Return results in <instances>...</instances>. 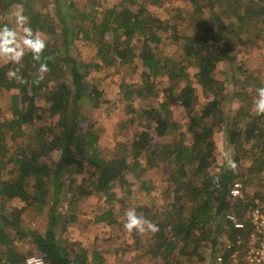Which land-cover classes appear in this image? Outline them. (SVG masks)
I'll return each mask as SVG.
<instances>
[{
    "label": "trees",
    "instance_id": "trees-1",
    "mask_svg": "<svg viewBox=\"0 0 264 264\" xmlns=\"http://www.w3.org/2000/svg\"><path fill=\"white\" fill-rule=\"evenodd\" d=\"M167 1L117 0L103 6L102 0H0V25L12 26L11 9L21 4L30 26L47 40L39 62L31 54L21 65L0 62V91L12 90L9 113L0 107V264H24L32 253L46 264H106L111 249L99 245L105 238L85 244L62 238L61 232L91 195L102 205L90 220L121 231L125 204L118 208L123 198L116 187L130 196L134 180L150 200L129 208L159 231H133L130 241L120 240L122 252L134 250L135 258L153 264H213L226 240L230 250L242 248L236 236L246 230L234 228L224 214L241 217L250 201L262 196L244 200L232 197L229 188L236 179L264 180V115L252 112L255 90L264 82L235 62L232 50L245 34L264 37V0H175L174 12L161 16L155 10ZM76 41L92 48L94 58L75 55ZM135 59L141 66L138 79L120 80L117 92L131 115L119 128L135 125L136 130L106 157L89 113L100 106L108 110L114 102L104 98L101 78L90 72ZM41 62L50 71L37 85ZM221 63L230 64L231 73L217 69ZM16 67L27 83L7 76ZM161 80L166 83L158 87ZM195 82L204 97L199 108ZM135 99L144 105L138 108ZM173 102L184 110L186 122L174 116ZM216 129L225 133L235 172L216 161ZM161 162L169 172L168 184L159 190L144 173ZM13 199L19 203H10ZM25 214L44 218L43 227L26 224Z\"/></svg>",
    "mask_w": 264,
    "mask_h": 264
},
{
    "label": "rangeland",
    "instance_id": "rangeland-1",
    "mask_svg": "<svg viewBox=\"0 0 264 264\" xmlns=\"http://www.w3.org/2000/svg\"><path fill=\"white\" fill-rule=\"evenodd\" d=\"M46 1L52 3V0ZM60 1L63 4L66 0ZM116 1L117 0H102V3L103 6H108L112 3H115ZM16 5L18 4H14L11 9L10 18H12L11 14L15 11ZM179 5L183 8H187L188 3L179 2ZM175 6H177V2L175 0H168L166 3L163 4L160 9H157L155 11L158 12L159 15L165 16L173 13ZM71 50L75 55L79 54V56L85 60H90L93 57L92 48L90 49L88 46H85L81 41H76L72 45ZM232 51L236 56L235 62L242 61L252 73H259L262 78V81L264 82V37L262 35L255 33L245 34L242 37L241 44L234 46ZM221 68H224V70L228 73H231V71L233 70L232 66H230V64L228 63H221L217 66V69ZM140 69L141 66L139 60L135 59L134 62L131 64L109 66L106 68H102L101 71L92 70L90 72L93 76H98L99 78H101V84L104 88V98H107L110 101L114 102V105L112 103V105L109 106L110 109L108 110H105L103 106H100L95 109H92L89 113L90 118L94 121L95 127L99 128L101 132L99 146L102 152L106 155V157L112 156L113 153L117 151V148L120 149L119 143L129 140L131 138V134L136 130L135 125H128L125 128H119L121 120H123L124 118H129L131 115L125 114L123 108L124 102L119 100L117 90L118 82L120 80H137ZM189 69L192 70V67L190 66ZM165 83L166 82L164 80L157 82L158 87L165 85ZM194 85L196 87L197 94L196 107L199 108L204 102V97L202 95L200 85L197 82H195ZM226 89H232V84L230 81L226 82ZM11 92L12 90L0 91V107L4 109L5 114L9 113V96ZM144 102L145 101L141 99H135L134 101L135 105L138 108L139 106L144 105ZM172 107L174 111V116H176L182 122H186L187 117L184 110L176 102L172 103ZM213 138L215 143L214 154L216 157V161L218 163H221V146H223L225 150L229 151L230 155L232 153V149L226 141L225 133L223 130L216 129L214 131ZM168 172L169 170L167 164L161 162L154 168L148 169L144 173V175L153 179L157 183L160 190L163 185L168 184L167 180H165L168 175ZM239 181L242 183V192L244 200H246L247 196H251L252 194H262L263 196L264 180H257L249 184H243L241 180ZM131 187L132 193L130 196H124L122 194V188L119 186L116 187L120 198H123L122 200L117 201V206H119L118 208H120L121 205L125 204L124 207L121 208L125 211L130 206L135 207L138 204H143V202L150 200V198L146 196L142 190L138 189L135 180L132 182ZM160 198L161 195L158 194V196L153 201L158 203L160 201ZM10 203H19V200L13 199L10 200ZM101 205L102 202L97 198V196L91 195L89 197H86L80 204L78 218L73 223L69 224L63 230V232H61L62 238L66 237L71 240L79 239L85 244H90L95 239L105 238L100 241L99 245L101 247L111 249L109 252L106 253V264H153L154 260L150 261L145 257H140L139 259L135 258L134 256L136 254V251L134 250L122 252V248L124 245L123 242H120V240L125 239L130 241L131 236V234H128L124 230V228L119 231L118 229L112 227L110 228L109 226H106L101 223H94L90 220L92 213L94 212L96 207L98 208ZM24 221L26 224H29L31 226H38L42 228L44 218L38 220L32 219L28 218V215L25 214ZM119 233L121 234L120 239H113V237L118 236ZM117 242H120L119 247H117L116 245ZM23 246H25V244H23ZM115 247L117 248V250H115ZM204 264L208 263L205 262Z\"/></svg>",
    "mask_w": 264,
    "mask_h": 264
},
{
    "label": "clouds",
    "instance_id": "clouds-1",
    "mask_svg": "<svg viewBox=\"0 0 264 264\" xmlns=\"http://www.w3.org/2000/svg\"><path fill=\"white\" fill-rule=\"evenodd\" d=\"M11 16L12 26H9L7 23L0 25V62L21 65L27 54H31L32 59L39 62L47 47L46 38L42 33L34 31L30 26L29 18L23 14V5H16L15 11ZM19 71V67L10 69L7 76L17 83H27L24 77L19 75ZM49 71L47 63H39L37 75L33 83L38 85L44 80L45 74ZM255 91L256 96L252 102V112L257 116H261L264 115V87H259ZM220 154L222 163L228 169L235 172L237 170V163L230 155V152L221 146ZM214 183L219 184L218 176L215 178ZM123 228L128 234L135 231L139 235L147 233L155 234L159 231L158 225L146 219L143 215L138 214L135 208H129L125 211ZM25 264H44V261L40 257L32 256L26 259Z\"/></svg>",
    "mask_w": 264,
    "mask_h": 264
},
{
    "label": "built area",
    "instance_id": "built-area-1",
    "mask_svg": "<svg viewBox=\"0 0 264 264\" xmlns=\"http://www.w3.org/2000/svg\"><path fill=\"white\" fill-rule=\"evenodd\" d=\"M229 193L232 197L244 198L242 183L239 180L233 181ZM224 217L234 228L246 232L245 235L236 236V242L242 244L240 250H230L231 242L226 240L224 247L215 255L213 264H264V194L260 198L254 197L241 217L232 211H227ZM32 256L42 258L46 264L43 256L38 253L27 255L24 264Z\"/></svg>",
    "mask_w": 264,
    "mask_h": 264
}]
</instances>
